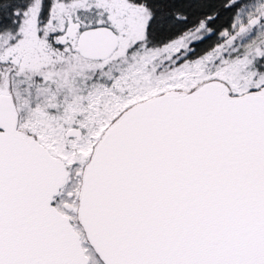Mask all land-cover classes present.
Segmentation results:
<instances>
[{
	"label": "snow or ice",
	"instance_id": "snow-or-ice-1",
	"mask_svg": "<svg viewBox=\"0 0 264 264\" xmlns=\"http://www.w3.org/2000/svg\"><path fill=\"white\" fill-rule=\"evenodd\" d=\"M0 264H264V0H0Z\"/></svg>",
	"mask_w": 264,
	"mask_h": 264
}]
</instances>
